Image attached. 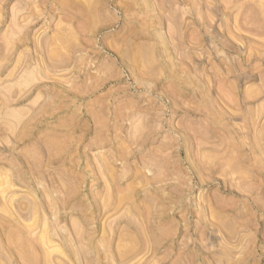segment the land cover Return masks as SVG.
<instances>
[{
    "label": "rangeland",
    "instance_id": "374dc122",
    "mask_svg": "<svg viewBox=\"0 0 264 264\" xmlns=\"http://www.w3.org/2000/svg\"><path fill=\"white\" fill-rule=\"evenodd\" d=\"M0 264H264V0H0Z\"/></svg>",
    "mask_w": 264,
    "mask_h": 264
},
{
    "label": "bare ground",
    "instance_id": "6f19581e",
    "mask_svg": "<svg viewBox=\"0 0 264 264\" xmlns=\"http://www.w3.org/2000/svg\"><path fill=\"white\" fill-rule=\"evenodd\" d=\"M60 40H62V39H60ZM49 69H51V68H49ZM34 70V69H33ZM52 70V69H51ZM32 75V74H31ZM31 77V76H30ZM24 84V83H23ZM24 87V86H23ZM235 159V158H234ZM114 183V185H115V182H113ZM115 187V186H114ZM3 198V197H2ZM25 211H26V209H25ZM19 212H21V211H19ZM23 215V214H22ZM26 218V217H25ZM15 236V235H14ZM46 240V239H45ZM26 243V242H25ZM47 243V242H46ZM27 246V245H26ZM37 253V252H36ZM44 257V256H43ZM32 259V258H31ZM31 259H30V261H31ZM49 260H50V258H49ZM29 261V260H28ZM32 263V262H31Z\"/></svg>",
    "mask_w": 264,
    "mask_h": 264
}]
</instances>
